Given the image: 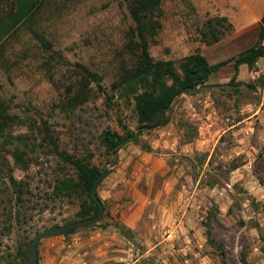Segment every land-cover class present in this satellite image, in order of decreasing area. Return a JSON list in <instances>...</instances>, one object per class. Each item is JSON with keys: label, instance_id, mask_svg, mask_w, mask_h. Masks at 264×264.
<instances>
[{"label": "rangeland", "instance_id": "1", "mask_svg": "<svg viewBox=\"0 0 264 264\" xmlns=\"http://www.w3.org/2000/svg\"><path fill=\"white\" fill-rule=\"evenodd\" d=\"M161 12L151 57L172 61L178 70L182 59L199 50L213 66L256 42L264 0H164ZM221 18L220 40L206 46L204 23ZM131 26L122 0H48L33 26L45 43L22 27L0 51V101L20 119L12 134L46 122L69 145L74 137L90 142L93 164L106 166L97 191L105 204L102 219L64 237L95 227L120 229L129 250L119 264H264V58L252 68L219 67L207 89L174 100L166 126L142 132L138 145L129 143L110 157L98 142L100 133H121L120 122L134 132L137 125L132 107L109 89ZM77 66L101 75L106 94L91 86V101L77 111L91 124L76 125V133L59 107L63 88L55 90L49 77L67 84ZM14 176L24 178L18 169ZM33 188L28 207L49 209L29 211L27 221L14 223L0 257L77 210L42 201L41 182ZM118 190L126 195L114 201ZM116 204L136 220L132 231L118 220ZM52 239L38 246L40 264L57 255Z\"/></svg>", "mask_w": 264, "mask_h": 264}, {"label": "trees", "instance_id": "2", "mask_svg": "<svg viewBox=\"0 0 264 264\" xmlns=\"http://www.w3.org/2000/svg\"><path fill=\"white\" fill-rule=\"evenodd\" d=\"M122 1L132 26L128 29L127 42L118 54L116 78L109 89L132 107L137 125L134 132L120 122L121 133L110 130L100 133L98 142L110 157H113L112 151L115 156L117 150L129 143L138 145L142 132L166 126L169 123L167 112L174 100L182 94L193 93L198 88L205 87L210 75L219 67L232 63L237 71L242 65L252 68L259 59L264 58L263 14L257 40L251 47L232 59L213 66L208 64L199 50H195L180 61L178 72L172 61L154 60L149 53V46L161 29V5L164 0ZM47 2L48 0H0V51L4 49L5 42L22 27L45 43L33 26H36V18ZM225 21V18L207 20L203 25L205 30L201 32V42L206 46L217 43L222 35L219 28ZM3 56L0 54L1 60ZM102 80L101 75L84 66H77V70L67 79V84L49 77V83L55 90L63 88L59 107L71 119L70 127L74 132L77 133L76 125L84 128L90 126L91 121L84 119L77 111L91 101L92 85L105 93L101 86ZM109 99L111 101L110 97ZM19 124V117L11 114L8 107L0 101V250L4 246L3 240L9 238L14 223L28 220L27 212H45L49 209L46 204L39 209L35 205L33 208L28 207L35 197L32 193L35 182H41L44 189L42 201L50 202L49 204L66 202L76 206L73 217L61 220V225L91 219L98 212V204L91 197V189L102 169L93 164L91 143H84V139L75 141L74 137V143L69 145L61 138L62 134L52 130L46 122H42L40 126L32 125L27 133L13 135V128ZM35 168L36 171L32 173ZM16 169L24 174L23 179L15 178ZM106 175L107 171L96 189L103 211L105 204L97 191ZM31 241L17 245L12 251L7 248L6 257H0V264H16L27 257Z\"/></svg>", "mask_w": 264, "mask_h": 264}, {"label": "crops", "instance_id": "3", "mask_svg": "<svg viewBox=\"0 0 264 264\" xmlns=\"http://www.w3.org/2000/svg\"><path fill=\"white\" fill-rule=\"evenodd\" d=\"M121 180L125 182V179ZM124 195H126L124 191L118 190L113 194V200L120 201ZM131 208L128 207L129 210ZM124 211L123 206L115 205L118 220L125 230L132 231L136 227V220L126 216ZM95 228L94 231L83 234L76 233L70 239H66L64 236L53 237L54 239L49 244L54 247V252L57 255L50 257V260L43 264H119L124 258L123 253L129 250L125 245L127 237H122L119 228V233L111 226L107 229Z\"/></svg>", "mask_w": 264, "mask_h": 264}, {"label": "water", "instance_id": "4", "mask_svg": "<svg viewBox=\"0 0 264 264\" xmlns=\"http://www.w3.org/2000/svg\"><path fill=\"white\" fill-rule=\"evenodd\" d=\"M207 88L208 87L205 86V87L198 88V90H205ZM111 155L113 156V151L111 152ZM105 172H106V166L102 169L101 174L95 180L92 186V189H91V197L98 204L97 215L91 219H87L83 221H76V222L65 224V225H53V226L43 229L30 242L29 247H28L29 249L28 256L23 257L21 261H19L16 264H39V256H38L37 249H38V246L40 245V242L43 239L48 238V237H54V236H62L65 233H68L76 228L92 227V226H95L101 220L103 216V205L98 200V197L96 195V189H97L98 183L104 177Z\"/></svg>", "mask_w": 264, "mask_h": 264}]
</instances>
